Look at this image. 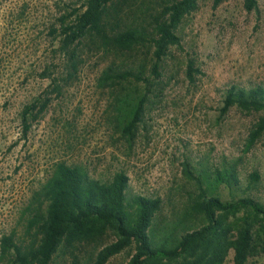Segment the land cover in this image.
I'll return each instance as SVG.
<instances>
[{
  "label": "rangeland",
  "instance_id": "rangeland-1",
  "mask_svg": "<svg viewBox=\"0 0 264 264\" xmlns=\"http://www.w3.org/2000/svg\"><path fill=\"white\" fill-rule=\"evenodd\" d=\"M86 1L0 0V233L25 249L33 247L38 228L28 230L29 221L44 216L48 204L33 195L57 164L79 167L102 182L123 173L128 197L158 198L160 210L149 231L156 241L172 231L180 235L188 202L199 193L184 174L185 165L195 176L199 172L211 178L215 169L234 164L238 188L220 185L214 195L223 201L249 197L264 206V134L246 150L261 113L237 107L219 113L230 86L264 85V0H256L257 8L250 12L243 0L216 7L211 0H198L176 30L180 46L169 49L161 77L149 91L102 80L107 68L128 59L126 54L115 56L89 41L68 52L60 47L61 20L71 21ZM172 1L126 0L120 16L156 15ZM144 56L138 53V59ZM189 61L196 69L193 81L186 77ZM133 91L146 94V102L128 135L121 106ZM26 106L33 109L24 135L21 113ZM254 173L257 182L250 179ZM212 179L203 183L204 189ZM202 225L196 219L190 228ZM114 241L108 233L96 244L60 249L50 264H94L98 251ZM133 254L134 245L107 264H128ZM233 255L229 251L224 264H234ZM10 258L1 256L0 246V264ZM247 264H264V258H250Z\"/></svg>",
  "mask_w": 264,
  "mask_h": 264
},
{
  "label": "trees",
  "instance_id": "trees-1",
  "mask_svg": "<svg viewBox=\"0 0 264 264\" xmlns=\"http://www.w3.org/2000/svg\"><path fill=\"white\" fill-rule=\"evenodd\" d=\"M125 1L87 0L84 10L75 11L71 21L61 20L59 44L68 52L81 41H89L115 56L126 54L128 59L107 68L102 80L112 84L127 82L134 88L140 85L149 91L161 77V64L169 49L180 46L176 30L181 20L196 10L198 0L172 1L161 6L156 15L134 12L137 19L132 21L120 16L125 14ZM211 1L216 7L226 0ZM243 7L253 11L257 1L243 0ZM138 53L145 54L143 59H138ZM146 54L150 55L148 60ZM74 58L72 51L71 61ZM75 67L72 63V69ZM194 73L196 69L189 61L186 70L189 81L194 80ZM145 102L146 94L140 96L133 91V97L121 106L124 131L128 135L140 122ZM232 107L261 113L249 133L246 144L249 150L264 134V85L250 89L230 86L224 93L220 116ZM32 109L26 106L21 113L24 135ZM198 173L195 176L191 167L185 165L184 174L196 183L199 193L188 202L179 224L180 235L172 231L163 241H156L149 231L160 210L158 198L128 197V178L123 173L102 182L90 178L79 167L57 164L50 178L33 195L35 200L41 197L48 203L45 215L33 216L28 224V230L38 228L39 239L33 247L31 243L25 249L21 243L15 244L13 237H3L1 256L11 255L7 264H50L60 249L96 244L111 233L115 241L98 251L94 264H107L132 245L134 254L128 264H224L229 251H233L234 264H247L254 257L264 258V206L249 197L223 201L214 195L220 185L232 191L238 188L235 165L215 169L212 182L205 189L203 183L211 178ZM250 179L257 182L258 175L251 174ZM196 219L203 225L191 230Z\"/></svg>",
  "mask_w": 264,
  "mask_h": 264
},
{
  "label": "built area",
  "instance_id": "built-area-1",
  "mask_svg": "<svg viewBox=\"0 0 264 264\" xmlns=\"http://www.w3.org/2000/svg\"><path fill=\"white\" fill-rule=\"evenodd\" d=\"M3 233H0V246H1V241H2V239H3Z\"/></svg>",
  "mask_w": 264,
  "mask_h": 264
}]
</instances>
